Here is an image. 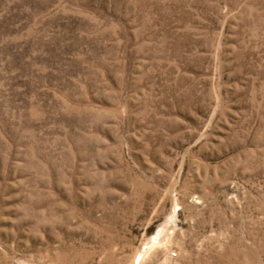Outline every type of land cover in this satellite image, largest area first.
Instances as JSON below:
<instances>
[{"label": "rangeland", "instance_id": "374dc122", "mask_svg": "<svg viewBox=\"0 0 264 264\" xmlns=\"http://www.w3.org/2000/svg\"><path fill=\"white\" fill-rule=\"evenodd\" d=\"M0 264H264V0H0Z\"/></svg>", "mask_w": 264, "mask_h": 264}]
</instances>
